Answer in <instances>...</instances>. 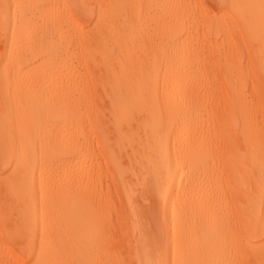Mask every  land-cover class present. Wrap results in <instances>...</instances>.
<instances>
[{"label":"bare ground","instance_id":"obj_1","mask_svg":"<svg viewBox=\"0 0 264 264\" xmlns=\"http://www.w3.org/2000/svg\"><path fill=\"white\" fill-rule=\"evenodd\" d=\"M203 1L0 0V264H264V0Z\"/></svg>","mask_w":264,"mask_h":264},{"label":"rangeland","instance_id":"obj_2","mask_svg":"<svg viewBox=\"0 0 264 264\" xmlns=\"http://www.w3.org/2000/svg\"><path fill=\"white\" fill-rule=\"evenodd\" d=\"M204 3V5L206 6V8H211V9H209L210 11H213V8L214 7H211V6H213V4L212 3H210V1L209 0H204L203 1ZM206 3V4H205ZM208 3V4H207ZM237 39V38H236ZM244 48V50H243V54H241L238 58H234L233 59V61L234 62H237V61H240L242 64H243V66H245L246 65V62H247V59H248V51L246 50V48L245 47H243ZM248 55V56H247ZM248 79L250 80V75H248ZM253 79H251L250 81H249V83L252 81ZM252 82H254L255 84H256V81H252ZM252 82L250 83L251 85H252ZM253 83V85H255ZM249 84V89H247V91H246V94H247V97L250 99V100H255L256 98H257V90H254V89H250V87H252L251 85ZM258 89V88H257ZM254 91V92H252V91ZM258 92L260 93V90L258 89ZM254 93H255V95H254ZM258 93V94H259ZM262 94V93H261ZM255 98V99H254Z\"/></svg>","mask_w":264,"mask_h":264}]
</instances>
